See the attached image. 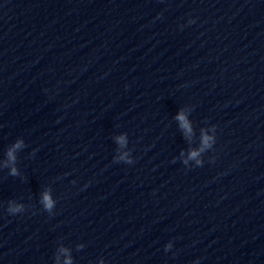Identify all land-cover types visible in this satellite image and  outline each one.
Instances as JSON below:
<instances>
[{
  "label": "clouds",
  "instance_id": "obj_1",
  "mask_svg": "<svg viewBox=\"0 0 264 264\" xmlns=\"http://www.w3.org/2000/svg\"><path fill=\"white\" fill-rule=\"evenodd\" d=\"M192 21H190L191 23ZM176 119L180 122V127L184 130L186 136H190L192 134V126L190 122L188 121L187 117L185 116L184 112H180ZM215 125L213 126V129H215ZM116 143L118 144L120 149L127 148L128 146V140L126 135H120L116 138ZM216 140L214 136L208 135L205 130H201V146L197 149H192L188 153V158L183 161L185 165H187L189 159L196 160L197 166H203V161L200 159H197L203 153L205 150L210 149L215 144ZM27 147L24 140L22 138H18L6 151V157L7 159L4 161L3 166L10 168L9 175L11 176H17L19 175L18 169L16 168V160L17 155L16 153L19 150L24 149ZM35 151V150H34ZM131 149L129 151H122L119 153V155L114 156V162L120 163L123 162L125 164H133L134 159L131 155ZM183 155V153H181ZM41 204L43 205V208L45 211H47L49 214L52 213L53 208L56 205V201L53 199L52 195L49 191H45L42 194ZM24 205L18 204L15 201H9L7 211L9 214L15 215L18 213L24 212ZM171 247V244H168L165 246V251H167ZM61 252H68V249L61 248ZM64 264H72V259L70 256H68L65 259Z\"/></svg>",
  "mask_w": 264,
  "mask_h": 264
}]
</instances>
